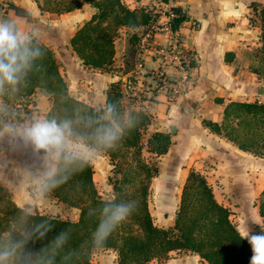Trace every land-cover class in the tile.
Here are the masks:
<instances>
[{"label":"trees","instance_id":"obj_1","mask_svg":"<svg viewBox=\"0 0 264 264\" xmlns=\"http://www.w3.org/2000/svg\"><path fill=\"white\" fill-rule=\"evenodd\" d=\"M33 1L42 11L52 14L67 13L84 4L96 8L69 40L83 66L90 69H113L115 45L123 28L133 30L149 24L154 18L148 7L130 9L123 0ZM249 7L252 11L249 22L260 29L259 45L252 55L256 63L250 64L249 68L264 80V4L251 2ZM174 10L179 13L172 19V25L176 27L186 20V16L179 8ZM138 39L136 32L128 36L132 54L130 61L126 57L127 65L134 63ZM29 46L39 48L43 55L33 61L31 69L15 89L6 85L0 94V105L6 109L0 112V130L11 118L17 123L32 121V113L36 110L33 95L41 92L50 103L43 118L69 120L74 138L109 158L113 175L108 177V182L112 193L111 197L101 195L93 179L91 162L81 168L80 161L56 160L54 168L58 167L59 175L68 179L45 195L56 199L65 208L77 209L78 217L73 220L36 210L27 214L28 210L14 201L11 190L0 184V244L32 233L25 246L39 254L35 264H47L46 256L52 254L49 249L53 240L59 233L67 232V242L58 249L56 264H92L93 252L100 249L93 247L92 234L104 203L132 201L135 211L115 229L102 248L115 251L117 264H147L153 259L164 261L172 252L197 254L206 264H250L251 245L241 238V232L231 219V211L215 198L211 185L200 171L191 169L188 172L173 224L168 227L155 224L148 197L158 167L156 162L147 159L145 153L156 158L166 153L171 136L157 130L147 133L153 114L136 109L123 99L121 78L109 84L104 106L95 107L69 92L60 71V62L51 46L35 37H31ZM193 65L195 62L191 63ZM109 106L113 108L110 115L107 111ZM112 124L119 126L122 139L117 142L115 150L105 153L106 150L96 140V130ZM203 124L240 149L264 157V102L231 101L225 106L220 123L204 120ZM256 206L264 219V188ZM90 209L92 215L89 214ZM41 224L49 229L45 237H40L35 231ZM255 228L257 233L261 231L259 227Z\"/></svg>","mask_w":264,"mask_h":264},{"label":"crops","instance_id":"obj_2","mask_svg":"<svg viewBox=\"0 0 264 264\" xmlns=\"http://www.w3.org/2000/svg\"><path fill=\"white\" fill-rule=\"evenodd\" d=\"M123 1L130 9L144 6L157 12L160 5L162 6V0ZM165 1L185 14L186 20L181 23L180 29L195 52L196 58L195 65L190 68L188 88L173 101L168 99L167 93L173 85L170 83L171 80L183 77L181 70L174 65L161 66L149 48L140 51L144 66L137 73H134V64L131 66L126 63L125 49L127 45L129 46L126 37L136 32L139 41L149 24L133 30L123 28L121 31L123 37L119 38L123 43L119 47L117 40L115 45L113 69H90L83 66L71 49L69 40L78 27L90 19L96 8L84 4L79 9L57 14L65 17L62 18L64 24L55 22L49 24L44 17L53 14L42 11L33 0H0V22L15 24L22 34L30 38L35 37L55 50L60 62V71L73 96L95 107H103L109 84L121 78L123 99L129 101L135 108L153 114L147 133L157 130L170 134L171 144L166 153L156 158L158 174L152 178L150 185L152 198L158 197L156 200L161 204L160 210L164 221L160 219L154 221L160 227L172 224L183 183L191 169L204 174L215 198L226 207H230L229 204H225L224 199H219L216 193L214 187L216 181L222 185L237 184L243 187L250 185L252 179L250 174H253V177L258 173L264 174V157L240 149L223 135L211 132L203 124L204 120L220 123L224 108L231 101L258 99L264 102L262 96L264 80L250 71V52H247L259 45V26L249 22L252 12L249 4L251 2L264 4V0ZM153 16L155 18V14ZM191 23L196 25L194 29H190ZM154 36L159 43L168 42V33L164 30L155 32ZM159 67L168 77L167 84H161L157 80L156 70ZM33 99L36 110L32 119H42L50 103L41 92L33 95ZM14 120L9 119L0 130V184L11 190L13 199L19 206L27 209V204L31 200L35 205L32 211H39L40 208L35 203L46 201L50 196L36 198V189L44 182L45 175L38 172V169H42L31 165L33 160L30 153L38 151L22 136V130L32 121L25 120L17 124ZM170 128L173 133L169 132ZM71 139L78 141L82 146L85 145L78 138ZM41 152L42 155H46ZM96 153L97 150L90 160L93 164L98 161L96 158L100 157ZM253 186V184L248 186L251 188L245 194L248 203L251 198L255 202L264 187L262 185L256 189ZM30 187L34 188V193L30 192ZM241 199L243 200V197L240 195L238 200ZM252 204L254 206V203ZM171 205L174 208H171V214L167 215V209ZM253 206V210H249L252 215L251 221L257 225L258 222L264 225V222H261L262 217ZM166 215L169 216V221L166 220ZM241 226V224L236 226L240 232L249 230L256 234L255 225L253 229ZM160 264H206V262L194 253L172 252L170 258Z\"/></svg>","mask_w":264,"mask_h":264},{"label":"clouds","instance_id":"obj_3","mask_svg":"<svg viewBox=\"0 0 264 264\" xmlns=\"http://www.w3.org/2000/svg\"><path fill=\"white\" fill-rule=\"evenodd\" d=\"M30 43L31 38L22 34L15 24L0 22V94L4 92L6 85L15 89L27 71L31 69L33 61L42 57L41 50L31 48ZM4 111L6 109L0 105V112ZM107 111L110 115L113 111L112 106H109ZM105 118L107 119L108 116ZM73 135L71 122L69 120L58 121L56 118L36 119L22 130L24 140L36 151H43L50 159L69 163L80 161L81 168H83L89 165L95 149L71 143ZM121 139L122 131L115 124L96 130V140L106 150L105 153L115 150L118 146L117 142ZM67 179V176L59 175L58 167H49L44 182L36 189V198L53 192L62 183H66ZM34 206L30 200L27 204V214H31ZM134 211L135 204L132 201L104 203L100 219L92 234L93 247L102 249L115 229ZM89 214H93L91 209ZM45 224H41L35 230L40 237H45L49 230ZM40 228H44V231H40ZM261 229L258 234L249 230L241 232V238L246 239L251 245L250 264H264V225H261ZM67 235V232H61L55 237L49 249L52 254L46 256L47 264H56L58 249H62L67 242ZM31 236L32 233L23 234L20 239H9L7 243L0 244V264H35L39 254L25 246Z\"/></svg>","mask_w":264,"mask_h":264},{"label":"rangeland","instance_id":"obj_4","mask_svg":"<svg viewBox=\"0 0 264 264\" xmlns=\"http://www.w3.org/2000/svg\"><path fill=\"white\" fill-rule=\"evenodd\" d=\"M41 14L43 15L44 13H41ZM63 17L64 16H60L57 14H53V15L49 14V15H47V17L45 15L44 20H46V22H48V23L50 22L49 24H52L53 22L61 24L62 20H64V19H62ZM62 24H64V23H62ZM259 33H260V29H259ZM122 37H123V35L120 37V39ZM120 39H118V44H117L119 47L123 43V41ZM126 39L128 40V36L126 37ZM255 48L256 47L252 48L250 51H247L248 53L250 52V56H249L250 62L249 63L252 66L256 63L254 58H253L254 56H252ZM135 50H136V47H135ZM125 51L127 54V56H126L127 60L130 61L131 60V54H132V48H131L130 44H129V46L128 45L126 46ZM243 59L246 61L245 56H243ZM263 88H264V86H263ZM138 96H136V97H138ZM262 96H264V94ZM256 100H258V99H256ZM126 102H129V101H126ZM261 102H263V101H261ZM33 113H32V115H33ZM34 120L35 119H32V121H34ZM71 143L80 145L78 141H75L72 139H71ZM42 154L43 153L41 151H38L35 153H30V158L32 157V160H33L31 162V165L33 167H38V168L42 169V170L38 169V172H41V175H45L49 167H54L56 159H50L47 155H42ZM96 154H98L100 156L99 158H96L98 161H96L95 164H93L90 161L91 164L93 165V170H94L93 179H94L95 184H96L99 192L101 193V195L104 197H111L112 191H111V185L108 182V177L113 175L111 172L112 165L109 161V158L107 156H105L101 151L97 150ZM145 155L147 156V159L150 160L151 162H156L155 156L150 155L148 153H145ZM252 175L250 174V176L252 177V179L250 181V185H246L243 187H242V185H237V184H235V185H233V184L222 185L221 183L216 181V184L214 187L216 188V193L218 194L219 199L222 198V199H224V201H226L225 204H227V203L229 204L230 207H228V206L227 207L231 211V219H232L233 223L236 226L238 224H241L246 229H253V226L255 225L254 229L256 231V234H258L255 227L257 226L260 228L261 227L260 222H258L259 225H257V223L254 224L251 221L252 215H251L250 211H251V209L253 210V208H252L253 204L251 205V203H254L253 207L255 208L256 212L258 213V208L256 206V203H257L259 196L257 197L256 201L254 200L255 202H253V200L251 198L250 202L248 203L245 194H246L247 190L249 188H251V187H248V186H251V184H253L254 185L253 187L256 189L258 188V186L264 185V176H263L264 174L258 173L254 177ZM29 190L31 193L35 192L33 187H30ZM240 195L243 197V200L241 199V201L238 200V197ZM157 198L158 197H156V196L154 198H152L151 191H150V194L148 197L149 209L152 213V216H153L155 222L158 219H160V221H164V220H162V214H161V210H160L161 204H160V202H158L156 200ZM178 203H179V201H178ZM178 203L176 204V209L178 207ZM35 204H36V206H38L40 208L39 211L38 210H36V211H38L42 214L61 216V217H65V218H69V219H73V220H76L78 217V211L76 209H70L67 207L63 208L62 204L52 197H49L46 201L44 200L43 202H40V203L37 202ZM171 208H174L173 205H171V207H168L167 215L171 214ZM231 209H233V211ZM233 214H234V216H233ZM167 215H166V220L169 221V216H167ZM261 222H264V219ZM243 223H244V225H243ZM172 224H173V222H172ZM171 225H169V226H171ZM175 253L181 254L183 252H179V253L175 252ZM91 259H92V264H117V255H116L115 251H113L111 249H97L93 252ZM160 262H162V261H158V260L153 259V260L149 261L147 264H160Z\"/></svg>","mask_w":264,"mask_h":264},{"label":"built area","instance_id":"obj_5","mask_svg":"<svg viewBox=\"0 0 264 264\" xmlns=\"http://www.w3.org/2000/svg\"><path fill=\"white\" fill-rule=\"evenodd\" d=\"M161 4L162 6L160 5L157 12L151 9L152 14H155V18L149 23L145 34L137 42L138 44L136 43L137 53L133 63L134 73H137L144 66L140 56V51L143 48L151 49L161 66L174 65L177 67L184 75L182 78H174L170 82L173 85L170 87L167 96L169 100L173 101L188 88L191 63L195 62L196 58L195 52L180 29L183 21L176 27L172 25V19L179 13L170 4H167L165 0H162ZM195 27L194 23L190 24V29ZM159 30H164L168 33V42L166 44L159 43L155 39L154 33ZM156 77L161 84L169 82L165 71L161 67L156 70Z\"/></svg>","mask_w":264,"mask_h":264},{"label":"water","instance_id":"obj_6","mask_svg":"<svg viewBox=\"0 0 264 264\" xmlns=\"http://www.w3.org/2000/svg\"><path fill=\"white\" fill-rule=\"evenodd\" d=\"M169 132H170V133H173V130L170 128V129H169Z\"/></svg>","mask_w":264,"mask_h":264}]
</instances>
